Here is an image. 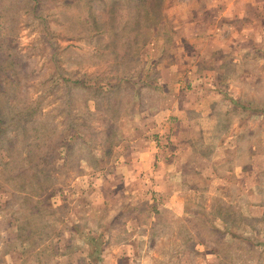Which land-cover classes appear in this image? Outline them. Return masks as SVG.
<instances>
[{"label":"rangeland","instance_id":"1","mask_svg":"<svg viewBox=\"0 0 264 264\" xmlns=\"http://www.w3.org/2000/svg\"><path fill=\"white\" fill-rule=\"evenodd\" d=\"M225 1L0 0L2 264H264V0Z\"/></svg>","mask_w":264,"mask_h":264},{"label":"crops","instance_id":"2","mask_svg":"<svg viewBox=\"0 0 264 264\" xmlns=\"http://www.w3.org/2000/svg\"><path fill=\"white\" fill-rule=\"evenodd\" d=\"M241 1L244 2L243 3L244 5L240 4L239 0H232V4H228L229 0H226L224 4L225 5L228 4V6H227L225 11H221V17L222 16H229L231 14V10H232L231 8H233V7H236V9H240L241 7H245L246 5L252 6V5L257 4V0H241ZM207 24L209 25V21ZM220 28H222V26ZM211 30H212V27H211ZM211 30H209L208 32H205L203 34V36L201 35V32H199L193 36L185 37V40H187V42L191 45H195V44L197 45L198 40H199V42L206 40L207 44L213 48L212 53H210L209 55H215L217 50H220V48L221 49L229 48V46H231L230 44L238 43V41L234 42L235 39H230L224 45H222L221 44V36H219L218 33H215L214 35L209 34V32H211ZM218 55H220V53ZM173 66H178V64H174ZM173 66H171V68ZM173 68H174V70H177L176 69L177 67H173ZM190 68L194 69L195 65L191 66ZM180 116H183V115H180ZM156 118H157V116H155V119ZM188 118H189L188 122L190 123V119L192 120L191 115ZM169 124L171 125V122H167L164 125L158 126L159 130L165 129L166 131H169L170 130ZM188 132H190L189 128H186V129L184 127L182 128V134L184 137H185V135L187 137ZM161 134H162V132H161ZM186 146L187 145L181 146V148H184ZM157 157L159 158L158 146L155 144V141H154V144H152V142H148V143L145 142V143H140L139 147L137 149L133 150L131 155L127 158V161L131 162L134 165L140 166V164H142V166H145V169H146V173H145L146 176L145 177L146 178L143 177L142 180H144L145 182H149V186L152 188V190L155 191L157 196H161V197L166 198V196L164 195V189L166 188V181H164L162 179V176H164V175H163V172L160 171V169L163 170L165 163L161 162L162 163L161 166H156L155 164L159 165V161L155 162ZM143 176H144V173H143ZM151 176H153L155 181H153L151 179ZM131 177L130 176L128 177V175H127L125 177V180L127 182H130ZM140 190L141 189H139V191H137L135 193V195H137L138 200L141 202V204L145 203V201H147V200L148 201L153 200V197H151V195L149 193H144V191L142 193H140ZM167 199H169V198H167ZM0 264H2V260L0 261Z\"/></svg>","mask_w":264,"mask_h":264}]
</instances>
